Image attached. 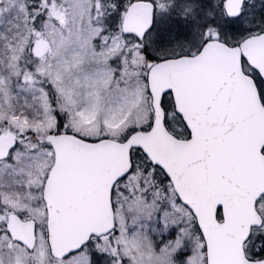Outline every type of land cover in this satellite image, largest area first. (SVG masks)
<instances>
[{
    "label": "snow or ice",
    "instance_id": "6c2138e0",
    "mask_svg": "<svg viewBox=\"0 0 264 264\" xmlns=\"http://www.w3.org/2000/svg\"><path fill=\"white\" fill-rule=\"evenodd\" d=\"M0 264H264V0H0Z\"/></svg>",
    "mask_w": 264,
    "mask_h": 264
}]
</instances>
